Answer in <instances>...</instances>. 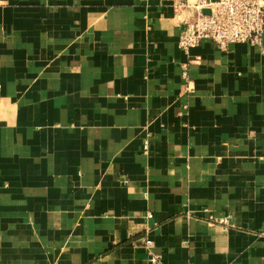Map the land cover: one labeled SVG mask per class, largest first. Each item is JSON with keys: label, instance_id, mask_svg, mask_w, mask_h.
<instances>
[{"label": "crops", "instance_id": "crops-1", "mask_svg": "<svg viewBox=\"0 0 264 264\" xmlns=\"http://www.w3.org/2000/svg\"><path fill=\"white\" fill-rule=\"evenodd\" d=\"M194 14L0 0V264H264V33L186 79Z\"/></svg>", "mask_w": 264, "mask_h": 264}, {"label": "built area", "instance_id": "built-area-1", "mask_svg": "<svg viewBox=\"0 0 264 264\" xmlns=\"http://www.w3.org/2000/svg\"><path fill=\"white\" fill-rule=\"evenodd\" d=\"M176 9L192 8L194 17L186 22L179 38L180 48L188 55L182 64V74L188 79L192 62L191 49L203 39L220 47L233 42L260 43L264 33V0H172ZM187 89H190L189 83ZM149 217L153 214L149 213ZM145 244L152 245L147 239ZM185 264H194L187 262Z\"/></svg>", "mask_w": 264, "mask_h": 264}]
</instances>
